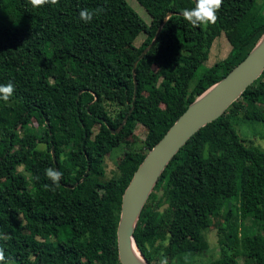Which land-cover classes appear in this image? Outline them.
<instances>
[{"label": "trees", "instance_id": "16d2710c", "mask_svg": "<svg viewBox=\"0 0 264 264\" xmlns=\"http://www.w3.org/2000/svg\"><path fill=\"white\" fill-rule=\"evenodd\" d=\"M137 1L150 23L127 0H59L41 7L0 0V85L15 89L7 102L0 100L5 261L122 264L117 227L135 171L189 104L264 33V0H223L216 23L198 27L182 15L194 0ZM84 9L101 11L86 23L79 15ZM143 32L147 37L137 46ZM221 34L230 54L191 88ZM239 120L264 121V72L165 169L135 229L151 264L165 258L178 264L180 255L208 250L213 226L220 256L209 264H264V150L245 143L234 126ZM138 124L147 129L142 147ZM121 147L117 171L108 176L106 158ZM49 167L63 173L59 187L46 177Z\"/></svg>", "mask_w": 264, "mask_h": 264}, {"label": "water", "instance_id": "95a60500", "mask_svg": "<svg viewBox=\"0 0 264 264\" xmlns=\"http://www.w3.org/2000/svg\"><path fill=\"white\" fill-rule=\"evenodd\" d=\"M197 2V0H194ZM170 12L154 39L140 55L142 58L155 44ZM136 64L133 69L135 98L137 92ZM264 72V33L248 55L228 74L198 95L170 126L164 136L148 151L126 187L117 227L119 259L122 264H151L139 249L135 229L142 210L165 169L180 149L208 123L217 120L238 100L244 91ZM127 117L124 122H126ZM124 123L114 133L120 131ZM54 153V150H53ZM56 161V157L54 155Z\"/></svg>", "mask_w": 264, "mask_h": 264}, {"label": "rangeland", "instance_id": "374dc122", "mask_svg": "<svg viewBox=\"0 0 264 264\" xmlns=\"http://www.w3.org/2000/svg\"><path fill=\"white\" fill-rule=\"evenodd\" d=\"M129 4L142 16V18L150 23L151 16L146 11V9L137 1V0H127ZM147 35L143 32L141 33L135 40V44L140 46ZM219 39V38H218ZM228 48L224 51L225 56L230 54L231 45L229 42H226ZM223 54V55H224ZM222 55V56H223ZM221 56L218 57L215 51L214 53H210L209 58L204 62V64L198 69L195 77L191 81V88L194 87L197 80L201 77L204 71L207 68L213 66L216 62L220 61ZM235 129L239 133V135L244 139L246 144H252L260 149L264 150V121L262 120H239L234 122ZM136 137L138 138V143L142 147V142L146 137L147 129L145 126L138 124L136 127ZM124 149L118 148L109 154L106 158L107 165V175L112 176L117 171L116 162L118 158L123 154ZM20 170L24 171L26 175H30V173L26 172L23 166L19 167ZM260 232V231H258ZM207 238L209 241V248L206 251L199 253H188L180 255L177 260L178 264H209L212 260L218 258L220 256V246H219V238L218 231L215 226L211 227L207 231Z\"/></svg>", "mask_w": 264, "mask_h": 264}, {"label": "clouds", "instance_id": "9594fccd", "mask_svg": "<svg viewBox=\"0 0 264 264\" xmlns=\"http://www.w3.org/2000/svg\"><path fill=\"white\" fill-rule=\"evenodd\" d=\"M59 0H29V3L33 7H41L45 4L56 5ZM223 0H197L195 7L192 9H185L182 12V15L189 24L193 27H198L200 25L215 24L218 16L217 13L222 7ZM100 9L96 10V13L100 12ZM87 9L80 11V19L84 22H91L93 16L96 14ZM15 89L12 83L7 85H0V100L7 102L10 97L13 95ZM45 175L50 179L56 187H59L60 180L63 176V173L54 169L47 168L45 169ZM45 187H50L45 185ZM54 190V189H52ZM0 262L4 264H14L12 261H5V254L2 248H0ZM160 264H168L167 259L161 260Z\"/></svg>", "mask_w": 264, "mask_h": 264}, {"label": "crops", "instance_id": "0c3cea01", "mask_svg": "<svg viewBox=\"0 0 264 264\" xmlns=\"http://www.w3.org/2000/svg\"><path fill=\"white\" fill-rule=\"evenodd\" d=\"M226 42H229V41H228L227 37L225 36V34H221L218 37H216L214 42H213L210 53L213 54L215 51V53H216V55H218V57L219 56L223 57V58H220V60L225 59L227 56H225L224 51L228 48V45ZM231 49H232V47H231ZM231 49H230V51H231Z\"/></svg>", "mask_w": 264, "mask_h": 264}, {"label": "flooded vegetation", "instance_id": "af4514ba", "mask_svg": "<svg viewBox=\"0 0 264 264\" xmlns=\"http://www.w3.org/2000/svg\"><path fill=\"white\" fill-rule=\"evenodd\" d=\"M119 127H120V126H119ZM112 130H116V129L113 128ZM112 132H113V131H112ZM117 132H119V131H117ZM113 133H114V132H113ZM115 133H116V132H115Z\"/></svg>", "mask_w": 264, "mask_h": 264}, {"label": "bare ground", "instance_id": "6f19581e", "mask_svg": "<svg viewBox=\"0 0 264 264\" xmlns=\"http://www.w3.org/2000/svg\"><path fill=\"white\" fill-rule=\"evenodd\" d=\"M118 129V128H117Z\"/></svg>", "mask_w": 264, "mask_h": 264}]
</instances>
